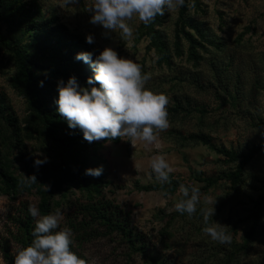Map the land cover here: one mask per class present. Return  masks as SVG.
<instances>
[{
  "label": "rangeland",
  "instance_id": "rangeland-1",
  "mask_svg": "<svg viewBox=\"0 0 264 264\" xmlns=\"http://www.w3.org/2000/svg\"><path fill=\"white\" fill-rule=\"evenodd\" d=\"M35 1L45 18L64 23L85 37L92 35L99 52L110 46L118 55L138 64L149 77L146 87L168 97V127L156 131L153 142L136 139L133 145L124 137L118 143H104L97 153L99 166L109 182L103 193L129 214L134 229L143 234L147 255L167 264H264V211L250 249L230 256L233 244L243 241L250 224L252 199L257 197L264 179V148L247 164L244 180L237 187L222 179L207 192H199L201 199L217 197L210 222L222 224L232 237L230 243L220 244L203 233L199 204L192 216L175 210V203L181 198V185L202 186L198 177L218 176L234 170L238 164L207 145L190 141V134L203 133L217 147L240 153L264 139V0H186L184 7L171 13L166 11L162 24L156 28L168 44L170 62L161 60L147 26L138 19L126 21L131 35L121 37L90 23L91 13L86 9L91 0ZM182 11L198 21L205 35L187 25L183 27ZM0 28L5 35L6 24L0 22ZM184 31L198 42L194 44L196 57L191 55V44ZM26 38L29 40L27 35ZM42 71L50 75L49 70ZM17 73V58L0 44V97L6 100V112L18 118L23 146L31 156L49 162L56 154L48 138L40 130H26L30 102ZM11 129L0 118V149L14 172L21 173L23 163L11 142ZM157 155H162L170 166L166 182L157 179L152 171L151 160ZM136 181L165 185L144 191L136 188ZM174 181L180 183L169 191ZM79 195L78 191L70 192L68 200L56 209L61 210L60 227L71 229L72 244L90 264H155L149 257L132 252L120 235H107L102 228L99 230L103 234L94 233L82 240L81 231L71 225L81 218L76 203ZM58 198L56 195L55 201ZM39 202L36 189L0 195V264H7L6 245L17 251L13 235L18 220L24 218V206L38 207Z\"/></svg>",
  "mask_w": 264,
  "mask_h": 264
},
{
  "label": "trees",
  "instance_id": "trees-1",
  "mask_svg": "<svg viewBox=\"0 0 264 264\" xmlns=\"http://www.w3.org/2000/svg\"><path fill=\"white\" fill-rule=\"evenodd\" d=\"M181 21L183 27L187 25L195 28L201 36L205 35V30L198 21L184 15V11L181 13ZM0 22L6 24L7 30L4 35L0 28V44L17 58V77L30 102L31 116L26 130H40L48 138L56 154L51 161L39 167L34 165L35 159L23 146L18 118L6 112V100L0 97V118L12 127L11 142L19 150L18 158L24 168L21 173H15L11 163L3 156L4 152L0 149V195H15L20 191L36 189L40 197L38 209L43 215L51 213L62 201L68 200L70 192L78 191L79 196L82 197L76 200L81 218L80 220L77 218L76 224L72 222L71 225H76L75 230L81 231L79 236L82 240H88L94 233L96 235L116 233L128 244L132 252L149 257L155 264H167L147 255V244L143 240V234L134 229L129 214L105 196L103 188L109 183L105 180V172L102 171L99 177L84 174L87 168L99 167L97 153L103 148L104 143L109 141L118 143L120 138L88 142L83 138L82 131L79 128L70 129L66 120L56 110L55 100L58 97L59 80L63 79L66 82L70 76H75L78 83L83 86L86 85L88 77L94 75L91 64L76 60V54L82 51L91 52L95 59L100 52L93 43H86V37L82 33L71 30L66 24L53 18H45L42 15L41 6L35 0L32 2L0 0ZM162 22L163 15L155 17L146 26L151 41L157 46L161 60L170 62L171 54L168 44L163 39L162 32L156 28ZM184 33L187 34L191 44V55L196 57L198 54L194 44L198 42L190 32L184 31ZM43 69L49 70L50 75L43 74ZM41 81H43L42 87ZM189 140L207 145L228 160L238 162L234 170L224 171L214 177H198L197 179L203 183L202 186L197 187L199 192H207L222 179L229 180L233 187H237L244 180L247 164L264 148V139L261 143L252 145L244 153L217 147L203 133H192L189 135ZM33 175L36 177L35 181L32 180ZM179 183L171 182L168 190H175ZM164 185L157 182L140 184L136 181L135 183L137 189L144 191H155ZM56 195L59 196L57 201H55ZM28 207L24 206V218L18 220L19 226L13 235L17 250L30 244L32 240L31 233L35 220L29 215ZM263 211L264 179L257 197L252 199L248 214L250 224L243 236V241L240 244H233L231 257H236L250 249L257 237ZM100 228L104 230L103 233L100 232ZM72 247L85 260V264H90L82 251L73 244ZM15 253L9 249V245H6L4 257L7 264H13Z\"/></svg>",
  "mask_w": 264,
  "mask_h": 264
},
{
  "label": "clouds",
  "instance_id": "clouds-1",
  "mask_svg": "<svg viewBox=\"0 0 264 264\" xmlns=\"http://www.w3.org/2000/svg\"><path fill=\"white\" fill-rule=\"evenodd\" d=\"M185 4L186 0H91L86 10L91 13L90 23L101 26L106 32L126 37L131 35L126 21L135 18L148 25L155 17L166 11L171 13ZM93 42V36L87 35L86 43ZM75 59L90 63L94 75L88 77L83 86L75 76L57 83L56 110L70 129L79 128L88 142L128 137L133 145L136 139L151 143L156 138V131L167 129L168 97L146 87L149 77L141 72L138 64L118 55L110 46H106L95 59L87 51L77 53ZM46 162L45 159H36L34 165L39 167ZM151 168L161 182L168 180L171 169L162 155L152 158ZM102 171L99 166L85 169L84 174L99 177ZM32 180H36L34 175ZM179 192L181 198L175 203L178 213L192 216L199 204L203 233L220 244L231 242L232 237L222 224L210 222L215 214L217 197L214 200L201 199L199 189L191 185H181ZM28 213L35 220L32 240L16 251L13 264H85V260L73 250L71 229L59 225L60 209L42 215L36 205L30 204Z\"/></svg>",
  "mask_w": 264,
  "mask_h": 264
}]
</instances>
